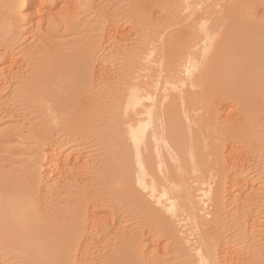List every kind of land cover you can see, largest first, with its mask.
<instances>
[{
    "label": "bare ground",
    "instance_id": "bare-ground-1",
    "mask_svg": "<svg viewBox=\"0 0 264 264\" xmlns=\"http://www.w3.org/2000/svg\"><path fill=\"white\" fill-rule=\"evenodd\" d=\"M93 1L73 0L78 38L0 101L37 152L0 171V264H264V0ZM2 2L12 43L46 1ZM75 138L83 165L62 149Z\"/></svg>",
    "mask_w": 264,
    "mask_h": 264
},
{
    "label": "rangeland",
    "instance_id": "rangeland-1",
    "mask_svg": "<svg viewBox=\"0 0 264 264\" xmlns=\"http://www.w3.org/2000/svg\"><path fill=\"white\" fill-rule=\"evenodd\" d=\"M2 1H4V0H0V15H4V12H6V10H7V3H5V2H2ZM46 2H45V4H43V5H41V7L37 10V15H35L36 17H34V16H32V17H30L29 19H26V20H20V22L22 21V22H24V23H17V29H15V33H16V35H15V33L13 32V33H11V39H12V43H4L3 41H1V39H0V97L2 96H4V98H3V100H1L0 99V101H4L5 99H6V97L8 96V97H10V93H11V90H13V83H12V79H14V77L15 76H17V79H19L20 77H28L29 75L27 74L30 70V68L31 67H28V66H30L31 64H32V62H33V59L35 58V57H37V55H39L40 53H43V52H41V51H43L44 49V51L46 52H48L49 50L52 52V53H58V52H60V51H63V50H65V48L67 49V47L69 48V43L73 40V39H75V38H78V36L79 35H75V27H76V23H78V21H76V18L77 17H79V18H77V19H80V20H83V18H84V12H83V9H81V6H78L77 8H74V7H71L70 9L68 8L69 6H71L72 4H73V0H45ZM102 1H104L105 3H104V5L107 3L108 5H109V7H108V9L109 10H112V8L115 6V7H118L119 5H120V3H122L124 0H102ZM51 2H54V5H50L51 4ZM96 2H97V0H96ZM96 2H94L93 1V3H95V4H97V6H100V2H101V0L100 1H98L97 3ZM119 3V4H118ZM99 4V5H98ZM118 4V5H117ZM63 6H65L66 7V9H65V12H62L61 11V9H62V7ZM100 8H97L96 10H99ZM77 15H76V14ZM80 16H79V15ZM94 17H93V23L95 22V14L93 15ZM33 19H36L35 21H33ZM27 20H28V24L26 23L27 22ZM79 20V21H80ZM26 21V22H25ZM31 21V22H30ZM123 21H124V19H123ZM30 23V24H29ZM36 24V26H35V24ZM38 23V24H37ZM92 23V24H93ZM18 25H20V26H18ZM71 25V26H70ZM75 25V26H74ZM30 26V27H29ZM66 26V27H65ZM82 27H80V30L81 31H83V33H85V34H88L89 33V30H90V26L89 25H81ZM33 27V28H32ZM71 29H70V28ZM68 29V30H67ZM92 29V28H91ZM72 30V31H71ZM88 30V31H87ZM128 30L129 29H127V32H128ZM68 31V32H67ZM87 31V32H86ZM70 32V33H69ZM126 32V33H127ZM15 36H14V35ZM74 35H75V37H74ZM10 34L7 36L8 37V39H10ZM105 40L107 41V43L109 42V40H110V44L112 43V42H114L115 40V36H114V32L112 33V35H110V34H107V36L105 35ZM107 37H110V38H107ZM113 37V38H112ZM15 38V39H14ZM16 38H17V40H16ZM109 39V40H108ZM111 39L113 40V41H111ZM14 40V41H13ZM106 41H105V46H109L110 44L108 43V45L106 44ZM3 44V46L1 47V45ZM6 44H8V45H6ZM11 46H10V45ZM17 44V45H16ZM5 45V46H4ZM67 45V46H66ZM69 45V46H68ZM7 46V47H6ZM33 46V47H32ZM5 47L7 48V49H9V50H7V49H5ZM13 47V49H12V51L13 52H11V48ZM29 47L32 49V50H30V52L32 51V54L31 55H33L36 51L38 52V53H35L34 54V56L32 57L31 55H30V53H29ZM2 48H3V50H2ZM5 49V50H4ZM26 49V50H25ZM43 49V50H42ZM33 50H35V51H33ZM4 51H5V53H4ZM9 52L11 55L12 54H17V56L18 57H16V55H15V57H14V55L11 57V55L9 54H6L7 52ZM3 52V53H2ZM34 52V53H33ZM40 52V53H39ZM44 52V53H45ZM46 52V53H47ZM21 55H20V54ZM43 53V54H44ZM3 54V55H2ZM28 54H29V56H28ZM102 54H104L103 56H106V54H107V52H105V53H103V51H102ZM26 56V57H25ZM4 57V58H3ZM7 57V58H6ZM9 57H10V60H9ZM12 59H14V60H12ZM32 60V61H31ZM10 61V62H9ZM13 61V62H12ZM16 61V62H15ZM9 62V63H8ZM31 62V63H30ZM6 63H8V64H6ZM14 63V64H13ZM11 64H13V65H11ZM17 66H16V65ZM108 64L109 65H112V63H110V62H108ZM10 65H11V67H10ZM15 65V66H14ZM28 65V66H27ZM13 66V67H12ZM23 68H22V67ZM29 68H27V67ZM8 68V69H7ZM9 68H11V70L9 69ZM17 68H18V72L19 73H22L21 75L19 74H17L16 75V73H17ZM20 68V69H19ZM13 69V70H12ZM23 70V71H22ZM24 70H27V72H25L24 73V75H23V72H24ZM22 71V72H21ZM14 76H13V75ZM13 77H12V76ZM12 78V79H11ZM21 79V78H20ZM14 81H17L16 79H14L13 80V82ZM4 82H5V84H4ZM4 90V91H3ZM1 97V98H2ZM7 97V98H8ZM6 101V100H5ZM0 103H2V102H0ZM4 116H6V115H4ZM4 116H3V119L1 118V116H0V130H2V131H4V130H8V128L9 127H12V128H16V138L15 137H13L12 139H10L8 142H6V143H4L3 142V144H0V171H3V172H9V171H11V170H13V169H16V168H19V167H21L23 164H24V161L26 160V159H37V152L35 151L36 149H34L35 147H33L34 146V142H35V139H36V134L35 133H32L31 131H32V129L30 128V126L27 124L28 122H26V121H28V120H23V121H21V122H24V123H22V125H21V122H19V121H17V122H15V120L16 119H18V118H16L15 120H14V117H12V116H6L5 118L6 119H4ZM10 117H12V118H10ZM8 118V119H7ZM19 122V124L18 125H21V128L17 125H15V124H17ZM27 125H26V124ZM25 126V127H24ZM18 128L19 129H21V130H18ZM21 133V134H18V131ZM23 132V133H22ZM28 133H30V134H28ZM18 134V135H17ZM19 135H22L21 136V138L23 139V141L21 142L22 144H20V138L19 137H17V136H19ZM33 135V136H32ZM19 138V139H18ZM77 139L78 138H75L72 142H70V143H67L68 144V147L70 148H68L67 146H66V143L64 144L65 145V147H67V148H65L64 146H63V151L65 152L66 150V152H65V156L67 155V154H74V156H76L75 154H77V156H79V157H81V159H82V161H80V163H79V165H83V164H85V162H86V159H87V161H88V159H90L91 158V156L92 155H94L93 153H91L92 152V146H91V144H89V143H85L84 141H77ZM5 140V139H4ZM18 141V142H17ZM83 144H81V143ZM85 144H84V143ZM74 143H76V144H74ZM9 144V145H8ZM32 144V145H31ZM69 144H72V145H69ZM87 144H89L88 146H87ZM6 145H8V146H6ZM21 145V146H20ZM75 145V146H74ZM77 145V146H76ZM83 148L82 150L84 151H86V153H82L81 152V148ZM79 147V148H78ZM87 147V148H86ZM90 148V149H89ZM30 149H32V150H30ZM78 151H77V150ZM86 149H88V151H89V153H87V150ZM71 150V152H69ZM91 150V151H90ZM28 151V153H30L31 155H34V157H32L31 155L29 156V154H26V152ZM31 151V152H30ZM76 151H77V153H76ZM80 151V152H79ZM69 152V153H68ZM73 152V153H72ZM36 153V154H35ZM81 153V154H80ZM84 154V155H83ZM26 155V156H25ZM82 155V156H81ZM68 156V155H67ZM76 156V157H77ZM83 156H86V157H83ZM88 156H89V158H88ZM93 157V156H92ZM93 159L94 158H92L91 160H92V162L91 163H89V162H87L89 165H86L85 167H89L90 165V167L88 168V169H90L89 170V174L92 172V171H94L95 169H98V164H99V161L98 160H95V161H93ZM83 160H85V161H83ZM90 160V161H91ZM95 162V163H94ZM95 166H94V165ZM100 165V164H99ZM95 167V169H94V167ZM92 168V169H91ZM61 173V172H60ZM62 173L61 174H59V172H58V174L56 175V179L58 180V181H60V179L61 180H63V178H64V176L62 175ZM59 177H60V179H59ZM76 185L77 184H75V183H73V187H72V189H74V187H76ZM251 189H252V191H255L256 193H258V194H263V189H261L260 188V186L258 185V184H254V185H252L251 187H250ZM261 190H263V191H261ZM260 192H262V193H260ZM263 199V200H262ZM259 200H260V204L261 205H259V207L261 206V208H258V209H260V210H262V209H264V206H262V204L264 205V198H259ZM260 210H258V211H260ZM261 212H263V211H261ZM260 212V213H261ZM112 216H114L113 218H116V216L113 214ZM127 217V216H126ZM122 217V218H120V220L119 219H117L116 221H123V226H125L124 225V223L126 222H130V220L131 219H128V218H130V217ZM124 218H125V220H124ZM126 219H127V221H126ZM112 221V220H111ZM114 222L115 221H112V222H110L111 223V225H113L114 226ZM131 222H133V223H131L130 225L127 223V225L128 226H125V228L124 229H128V230H130V228L131 229H133V227L134 226H132V225H134L135 223V221H131ZM112 227V226H111ZM144 242V241H143ZM144 244V243H143ZM145 244H146V242H145ZM3 256H5V259H3L4 257ZM2 257H1V263H3V264H20L19 263V261L17 260V262H16V260H14L15 258H13V257H8V255H3ZM8 259V260H7ZM8 262H10V263H8Z\"/></svg>",
    "mask_w": 264,
    "mask_h": 264
}]
</instances>
